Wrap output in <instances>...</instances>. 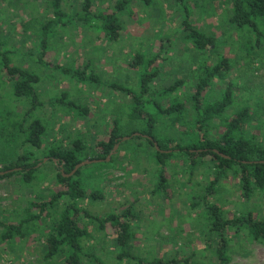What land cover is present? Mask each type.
Returning <instances> with one entry per match:
<instances>
[{"label":"rangeland","instance_id":"rangeland-1","mask_svg":"<svg viewBox=\"0 0 264 264\" xmlns=\"http://www.w3.org/2000/svg\"><path fill=\"white\" fill-rule=\"evenodd\" d=\"M118 1H91L92 13L116 12L123 23L119 40L110 41L103 33L101 23L94 26L80 18L84 0H62L64 24L45 33L42 27L54 18L51 0H0V33L6 46L16 50L11 56L13 64L40 76L35 86V99L18 100L12 94L6 76L0 75V157L7 159L25 150L22 139L19 145L10 142L11 130L8 129L10 122L19 120L29 109H32L31 119L40 118L47 128L43 148L35 150V157L41 161L52 146L68 143L73 138L83 136L94 145L109 135L112 121L119 117L122 137L110 160L81 167V176L88 189L102 195L97 201L81 202L82 206L99 217L121 214L129 209L134 217L128 251L137 258L193 256L194 264H219L213 247L207 245L206 217L200 213V208L193 210L190 206L192 202H198V196L206 190L211 170L201 167L189 178L188 174H180L182 162L176 158L171 161L168 172L170 195L154 194L156 165L149 156L150 148L133 152L136 145L144 141L137 139L135 133L130 136L134 130L141 129L142 124L131 120L130 100L113 90L111 84L117 82L138 90L139 73L144 64L131 65L135 54L152 57L163 45L164 52L157 63L161 76L155 84L165 88L178 79H185L178 94L187 98L194 92L196 68L204 61L217 62L221 57H227L232 64L230 71L213 81L204 98L206 101L218 98L228 84L233 83L238 101L234 109L241 104L249 105L253 114L258 108L257 120L250 121L246 130L254 129L264 139V46L259 47L263 43L260 40L257 44L255 34L248 28L240 31L227 23L223 0H186L185 3L193 26L217 38L216 48L208 53L193 47L188 31L182 26L186 14L183 16L185 12L179 1L130 0L120 11L116 8ZM43 38L48 47L47 65L38 59L39 43ZM64 68L68 69L67 73ZM76 69L98 75L101 84L78 81L73 76ZM63 93L66 94L64 101L89 107L88 116L52 103ZM163 102L167 104V99ZM6 113L15 115L8 121ZM219 124L220 129L225 126ZM219 128L211 133H217ZM158 131L160 135L176 139L181 134L168 121L158 125ZM124 137L130 138L124 140ZM208 160L209 157L204 158V161ZM38 169L36 180L29 185L14 179L0 181L1 222H18L31 200L49 199L55 186L52 181L61 170L60 166L49 159ZM211 199L223 207L227 217H241L251 212L255 218H264V191H257L247 199L241 196L235 182L228 179L218 185ZM84 224L91 231L84 242L85 252L93 254L103 264H138L119 257L121 247L110 226L101 230L94 222L84 221ZM46 229L45 222H34L27 237L2 242L0 227V264H67L60 255L45 258L43 231ZM226 236L231 246L228 264H264V242L254 241L245 231L236 234L234 229H227ZM83 264L98 263L89 260Z\"/></svg>","mask_w":264,"mask_h":264},{"label":"trees","instance_id":"trees-1","mask_svg":"<svg viewBox=\"0 0 264 264\" xmlns=\"http://www.w3.org/2000/svg\"><path fill=\"white\" fill-rule=\"evenodd\" d=\"M84 1V12L80 18L94 26L101 23L103 33L110 41L119 40L123 32V23L120 22L117 13L94 14L91 10L92 0ZM151 1L146 0L148 3ZM175 1L182 4L181 8L185 12L183 16L186 14L182 26L188 31L187 36L192 40L193 47L203 53L214 51L217 46L215 35L206 34L193 26L190 11L185 4L186 0ZM61 2L62 0H51L54 18L42 27V30H45L43 33L58 24H64L65 12ZM129 2L130 0H119L116 4L117 10L125 9ZM223 2L226 5L227 23L240 31L248 28L255 34L257 44L260 40L263 43L259 47L264 46V0H223ZM88 14L91 17H88ZM93 22L95 24H92ZM39 48L38 59L47 65L45 56L48 47L44 38L40 40ZM162 48L163 45L159 53L152 57L135 54L131 65L144 64L139 73L138 90L117 82L111 84V88L130 100L129 116L132 121L142 124L141 129L134 130L130 136L139 133L136 138L144 141L136 145L133 152L150 148L149 156L156 165L154 194L164 197L170 195L168 172L171 161L176 158L182 162L180 174H188L189 178L200 171L201 167L211 170V179L206 190L198 196L199 201L192 202L190 206L193 210L201 209L200 213L206 217L207 245L213 247L219 264H228L231 246L226 236L227 229H234L236 234L245 231L254 241L264 242V218H255L251 212L241 217H227L223 207L211 199L218 185L228 179L235 182L244 198L249 199L257 191H264V139H261L254 129L246 130L250 121L257 120L258 108L254 109L253 114L249 105L241 104L235 110L238 101L231 82L218 98L205 100L204 94L213 81L216 78H223L230 71L232 64L227 57H221L217 62L204 61L196 68L194 92L187 98L178 94L186 82L185 79H178L165 88L157 87L155 81L161 76V69L157 63L161 59V52H164ZM15 53V49L6 46L0 33V75L6 76L16 99H35L37 96L35 86L39 83L40 76L32 70L14 65L11 56ZM63 71L67 73L68 69L64 68ZM73 76L82 83L94 81L101 84L102 82L98 75L94 73L88 75L86 69L74 70ZM63 94L52 103L76 110L81 116H88L89 107L64 101L66 94ZM165 99L167 104L163 102ZM32 108L34 109V105ZM31 111L32 109L27 110L19 120L10 122L11 127L8 129L11 130L10 142H18L19 145V140L22 139L21 145L25 150L16 152L15 156L11 154L12 157L7 159L0 157V163L3 164L0 171L13 170L0 174V181L14 179L29 185L37 178L36 174L39 171L37 165L42 161L35 157V150L43 148L47 128L40 118L31 119ZM14 115V113H6L7 120L10 121ZM167 121L181 132L177 139L160 135L158 125ZM121 122V119L116 117L112 121L109 135L99 139L94 145L81 136L68 140V143L52 146L46 151L45 156L53 163V158H57L60 169L63 165L65 174L71 173L84 160H106L115 145L121 141L123 129ZM219 122L225 124L222 129L219 128ZM2 127L4 130L5 127ZM218 128L220 130L217 133H211ZM155 142L161 151L156 149ZM205 157H209V160L204 161ZM52 182L55 186L48 200H31L18 222L0 221L2 242L17 237L23 239L28 236L31 224L45 222L47 229L46 232L43 231V235L46 259L60 255L67 264H83L84 261L89 260L91 263L103 264L93 254L85 252L84 242L91 234L89 227L84 224L86 221L94 222L101 230L108 226L114 230L121 247L119 256L121 259H128L138 264H194L193 256L154 259L133 256L128 251V245L133 236L131 219L134 214L128 209L121 214L112 213L99 217L82 206L81 202L97 201L102 195L97 190L88 189L86 181L81 176V167L71 176H64L59 170Z\"/></svg>","mask_w":264,"mask_h":264},{"label":"water","instance_id":"water-1","mask_svg":"<svg viewBox=\"0 0 264 264\" xmlns=\"http://www.w3.org/2000/svg\"><path fill=\"white\" fill-rule=\"evenodd\" d=\"M135 135H139V133H135ZM130 137H124L123 139L124 140H127V139H129ZM117 146L118 145H115V147H114V149H113V151L108 155V157L106 158V160L107 161H109L110 160V158H111V156H112V154L114 153V151L116 150V148H117ZM155 147H156V149L157 150H159V151H161L160 150V148H159V146H158V144L155 142ZM221 154V153H220ZM222 156H224L223 154H221ZM49 160V158H44L43 159V161L42 162H40L38 165H37V167H39L42 163H45V162H47ZM53 161H54V163H58L59 162V160L57 159V158H53ZM101 161H103L102 159H95V160H84V161H82L81 163H79L76 167H75V169L71 172V173H69V174H65L64 173V169H63V165H61V171H62V173H63V175L64 176H71V175H73L80 167H82V166H84V165H86V164H89V163H96V162H101ZM1 168H3V164H1L0 163V169ZM13 170H6V171H0V174H6V173H9V172H12Z\"/></svg>","mask_w":264,"mask_h":264}]
</instances>
